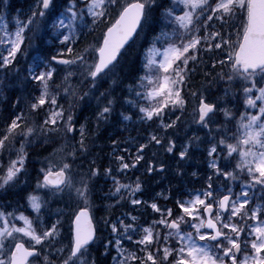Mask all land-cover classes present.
Returning a JSON list of instances; mask_svg holds the SVG:
<instances>
[{
    "label": "snow or ice",
    "instance_id": "snow-or-ice-1",
    "mask_svg": "<svg viewBox=\"0 0 264 264\" xmlns=\"http://www.w3.org/2000/svg\"><path fill=\"white\" fill-rule=\"evenodd\" d=\"M0 4V71L19 75L20 57L27 58L32 48L29 33L50 32L58 45L54 54L31 56L24 79L36 85L38 94L25 98L27 111L18 108L17 99V111L0 128V191L28 184L29 148L50 143L55 135L63 141L40 161L35 189L23 197L26 206L17 202L8 211L10 204H0V264H99L91 249L104 229L109 239L102 245L103 256L112 264H264V0H169L167 6L162 0H66L56 13L54 0H35L26 19L15 18L11 28L5 0ZM157 11L161 26L142 53L143 74L127 86L123 100L137 109L142 122L158 121L159 131L139 144L131 161L116 154L114 141L115 169H102L95 160L85 169L77 161L90 151V130L75 108L95 98L96 120H109L116 100L111 87L100 88L115 75L125 45ZM100 28L94 44L79 47L86 29ZM201 53L210 54L207 61ZM198 70L203 82L193 90ZM208 86L242 99L244 111L234 129L228 125L235 116L205 98L201 89ZM186 95L197 101L194 122L206 131L203 138H189L179 158L189 155L193 143L205 144L212 173L206 186L175 198V208L149 204L137 198L139 177L124 182L119 176L136 168L153 143L174 151L168 130L176 128L180 116L167 122L165 116L177 109L183 114ZM220 112L225 119L214 120ZM122 151L131 155L127 148ZM147 171L157 168L150 165ZM102 177L112 181L107 198L115 201L113 206L127 199L133 207H150L155 218L141 223L125 213L94 223L92 197ZM28 210L34 219L25 215Z\"/></svg>",
    "mask_w": 264,
    "mask_h": 264
},
{
    "label": "trees",
    "instance_id": "trees-1",
    "mask_svg": "<svg viewBox=\"0 0 264 264\" xmlns=\"http://www.w3.org/2000/svg\"><path fill=\"white\" fill-rule=\"evenodd\" d=\"M5 2L7 4V20L12 19L14 16H20L21 14H25V7H23L24 4L19 3L18 0H5ZM168 3L169 0H162L163 5L167 6ZM65 4L66 0H54L55 7L52 10L53 13H56L58 9L62 11L63 6ZM3 10V5L0 4V13H2ZM23 19L24 18H22L21 20ZM160 26V12L157 11L153 13L152 17L149 19V22L144 24L143 30H140L139 35L137 36L134 43L123 53V56L120 58V63L117 66V69L114 70L115 75L112 76L111 79H107V81L100 88V91H104L105 89L111 87L112 93L114 95L115 92L117 93L116 98L114 96L116 100L114 107L116 108V110L113 111L112 115L122 117V112L124 115L136 116L137 109L128 104H125L123 98L129 95L127 86L129 84L135 83L138 77L143 74L141 67L142 53L144 49L153 41L155 34L160 29ZM101 31L102 28L96 29V31L94 32H90L86 29V35L81 37L79 47L84 48L87 45L94 44L99 38ZM31 45L32 48L27 49V58L20 57V63L18 65V68L20 69L19 75H17L15 70L10 71L7 74H5L3 71H0V91L4 87V79H7L13 83L21 82V80L26 81L24 79V70L27 67L28 63L31 62V56L35 52H39L44 56H48L50 54H54L56 49L58 48V45L56 41L52 38L51 34L47 35L46 33L37 34L34 40L31 42ZM201 55H203L204 59L207 61L208 56L210 54L205 55L201 53ZM112 79L116 80V84H112ZM202 82L203 77L201 74V70H198V72L193 75L191 81L192 89H199ZM26 84L29 85L28 95L31 93H33V95L38 94L37 87L34 83L26 81ZM201 90L204 92V96L207 100L215 98L216 95L217 97L220 96L226 100L233 97L232 95L225 97L222 91L217 90V86H208L206 90ZM187 92L188 89L186 88L185 94H187ZM98 94L99 93L97 92L96 95L98 96ZM186 99L187 104L185 109L183 110V114H181V110L177 109L175 110L174 114L168 113V115L165 116V122H167L169 119L175 120L177 116H180V120L177 122L176 128L168 130V139L173 140L176 144L174 151L172 153H167L165 151V148L161 147L160 145H158L157 148L155 146V151L151 152L150 154H145V159L141 161L136 168L129 170L126 176H119V178L124 182H135L136 178L139 177L140 183L142 185V191L140 193H137V198L147 201L149 204L155 201L161 206L166 205L167 207L175 208V198L180 196L187 198V194L189 192H192L196 189H201L206 186L207 177L212 173V170L208 167V161L210 158L207 156V153L205 151V144L197 145L193 143L192 148L189 149V155L185 158L188 159L187 164L185 159L181 160L179 158V152L182 150L183 146L188 143L189 138L194 135L200 136L202 138L205 136V130L200 129L199 126L194 122L193 113L197 102L192 103L190 101V95H186ZM95 102V98H92L90 100L86 98L85 102H81L76 106V109L77 107L79 108L81 106H87L88 113H85L87 115L82 116L83 114L81 113L76 114L80 120V123H84L87 120L89 130H91L93 134H95L93 142L88 140L90 148L89 153L82 160H78L77 163L82 164L86 169L89 162L91 160H95L97 165L100 166L102 169L106 168L107 166L104 165L106 163H103L98 159L96 147L100 144L107 147V144H109L110 152L112 153V155L106 162H108L109 160H115L113 156L114 141L119 145L116 154L124 155L126 157V160L131 161V159L135 156L134 152L128 149L131 153V155H129V153L122 151V149L126 147L124 146L127 142L126 137L115 135L113 138L111 136L114 132V128L110 126L116 121L106 123L104 121L98 122L96 120V111L94 110ZM141 103H144V101H141ZM13 113L14 112L11 110L9 112H2L0 108V128L4 126L6 121H9V118ZM220 116L221 115H219L218 119L220 118ZM36 119L38 121L39 117H37ZM97 124H99V127H97ZM58 137L59 135H55L51 138L50 143L28 149L30 161L28 164V184L24 185L23 183H21L20 185L9 189L7 192L0 191V204L11 205V207L7 209L8 211H11L12 207H16L17 202H19V204L21 205L26 206V201L23 199V197H25L28 192H31L35 189V176L37 170L41 167L40 161L43 160L44 157L49 156L54 150L59 148V145L57 146ZM167 142L168 140L166 139L164 143L167 144ZM146 143H148V141ZM18 146L19 145H17V147ZM43 148L45 152L39 151ZM149 164H153L155 166L163 165V174H155L152 176L148 175L147 168ZM116 166H113V169H115ZM171 168H173V170H171ZM150 185L158 189L155 195H153V193L148 190V186ZM111 187L112 181L110 178L102 177L96 182L95 194L92 197L93 203L91 207L95 222H101L102 224L103 218H110L112 220H115L117 217H121L125 213H131L132 215L138 216L140 218L141 223H150L151 220L155 218L156 214L152 212L150 207H146L145 205H137L133 207L127 201V199L121 202L120 205L113 206L115 205V201L107 198V192ZM158 193L170 195L173 199L164 200L163 198L157 195ZM97 199H100L102 204L99 209L96 210L95 201ZM56 207L57 205L54 204L52 206V211H55ZM20 210L24 211V208H21ZM25 215H29L31 218L34 219L35 214L32 213L31 210H28L25 212ZM45 219H47V217H45ZM52 220L54 221L55 217H52ZM67 227L68 225L67 223H65V229ZM97 235L98 240L91 249L92 253L96 252L97 256L99 258H102V260L106 264H112L110 257L103 256L104 249L102 247V245L107 243V240L109 239V230L104 229L103 231L98 232ZM128 246L131 247V245ZM112 255H115L114 250L112 251ZM98 257L96 258L99 260V264H103Z\"/></svg>",
    "mask_w": 264,
    "mask_h": 264
},
{
    "label": "bare ground",
    "instance_id": "bare-ground-1",
    "mask_svg": "<svg viewBox=\"0 0 264 264\" xmlns=\"http://www.w3.org/2000/svg\"><path fill=\"white\" fill-rule=\"evenodd\" d=\"M56 1H59V0H56ZM4 81H5L4 87L0 91V100H1L0 101V108H1L2 112H9L10 110L13 112L17 111V106H16L17 99H20V101H21L18 108L21 110L27 111V106H26L24 99L29 97L30 95H33V93L28 95L29 85L26 84V81L21 80V82H16V83L10 82L7 79H4ZM87 110H88L87 106H81V107H79V108L77 107V109H75V111L77 113L83 114L82 116L87 115V114H85V113H88ZM110 127L114 128L113 136L117 134L120 136L127 137V136L132 134L134 141L137 143L147 142V140L150 136V129H148L147 127L143 128V129H137L135 126L123 125L119 122H114V124H111ZM94 136H95V134H93V132L90 130L88 140L93 142ZM62 143H63V141H62L61 137L59 136L57 146L59 145V147H60V145ZM44 148L40 149L39 151L45 152ZM96 152H97V156H98L99 161L106 163V164H104L105 166H107V167L109 165H111L112 167L116 166L115 160H109L108 162H106L112 155V153L110 152V145L109 144H107V147H105L101 144L98 145L96 147ZM171 170H173V168H171ZM148 188H149L148 190L151 193H153V195H155L156 191L158 190L155 187H153L152 185L148 186ZM101 204H102V202L100 199H97L95 201L96 210L99 209ZM92 255L94 257H98L96 252L92 253ZM99 259L103 264H106L102 260V258H99Z\"/></svg>",
    "mask_w": 264,
    "mask_h": 264
},
{
    "label": "rangeland",
    "instance_id": "rangeland-1",
    "mask_svg": "<svg viewBox=\"0 0 264 264\" xmlns=\"http://www.w3.org/2000/svg\"><path fill=\"white\" fill-rule=\"evenodd\" d=\"M7 1H9V0H7ZM34 3H35V0H26L25 1V3H24V5H25V14H24V16L22 18L26 19L27 15L30 14V9L33 7ZM58 11H61V10L58 9L57 12ZM17 17L19 19H22L21 17H19V15H17V16H14L12 19L8 20L10 28L12 27V21H14V19L17 18ZM43 33H46V32H41L39 34H43ZM46 34L48 35V34H51V33L47 32ZM36 35H33L32 33H29L28 34L29 39H28L27 43L31 44V42L34 40ZM62 75H63V73H61L59 76H57L56 83L60 82V79L62 78ZM73 82H76L75 78H73ZM237 97H239V93H238ZM234 99H235L236 110H234V113H232V114L235 116L236 119H235V121H233L231 124L228 125V126H232L233 129H234L235 125H236V121L239 120V116L236 115V112L239 111V110L240 111L243 110V101H242V99H238V98H234ZM64 103H65V107H67V102H64ZM220 119L223 121L225 119V117L223 116ZM185 161H186V164H187L188 163V159H185ZM19 226H22V222H20Z\"/></svg>",
    "mask_w": 264,
    "mask_h": 264
},
{
    "label": "water",
    "instance_id": "water-1",
    "mask_svg": "<svg viewBox=\"0 0 264 264\" xmlns=\"http://www.w3.org/2000/svg\"><path fill=\"white\" fill-rule=\"evenodd\" d=\"M134 37H135V36H134ZM134 37H133V39H134ZM133 39H132V40H133ZM132 40H130L129 43H130ZM129 43H128V44H129ZM128 44H127V45H128ZM127 45H125V47H126ZM123 50H124V49H123ZM123 50H122V51H123Z\"/></svg>",
    "mask_w": 264,
    "mask_h": 264
}]
</instances>
